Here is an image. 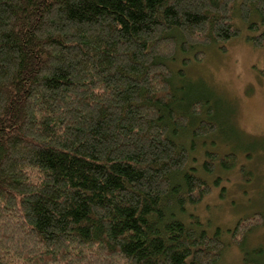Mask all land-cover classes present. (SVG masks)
Listing matches in <instances>:
<instances>
[{
	"label": "trees",
	"instance_id": "trees-1",
	"mask_svg": "<svg viewBox=\"0 0 264 264\" xmlns=\"http://www.w3.org/2000/svg\"><path fill=\"white\" fill-rule=\"evenodd\" d=\"M239 24L264 44V0H0V264H222L223 233L264 264V209L223 231L189 214L216 169L253 177L233 142L196 146L240 130L185 77Z\"/></svg>",
	"mask_w": 264,
	"mask_h": 264
},
{
	"label": "rangeland",
	"instance_id": "rangeland-1",
	"mask_svg": "<svg viewBox=\"0 0 264 264\" xmlns=\"http://www.w3.org/2000/svg\"><path fill=\"white\" fill-rule=\"evenodd\" d=\"M239 25L240 34L230 39L224 50L212 46L206 50L201 61L193 60L185 67L186 79L197 86H203L198 84V81H203L214 89L220 98L219 110L224 116L223 121L228 120V106L233 105L235 112L232 119L240 130L237 133L229 121L224 122L221 136L215 134L196 140V146L205 142L199 150L217 147L216 150L223 153L230 150L233 142V147L239 149L238 163H244L247 169H251L253 176L249 183H243L245 178H240L237 168L228 172L216 169L209 176V180L216 174L223 177L216 182L218 185L212 182L213 179L211 192L195 208H189V214L196 215L201 223L211 226L208 231L215 227L226 230L238 217L264 209V44L253 46L249 43L246 38L248 31L243 24ZM179 66L177 61L173 67ZM221 138L228 144H224ZM209 143H214V147L208 146ZM199 150L195 154L197 164L202 157ZM245 150H251L248 160L245 159L248 154L244 156ZM223 238L228 245L221 263L242 264L239 249L229 244L227 233H223ZM258 244L264 245V226L256 227L248 235L249 246ZM261 260L264 262V257Z\"/></svg>",
	"mask_w": 264,
	"mask_h": 264
}]
</instances>
